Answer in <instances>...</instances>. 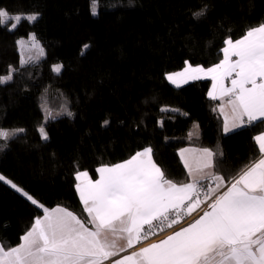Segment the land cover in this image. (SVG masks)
<instances>
[{"label":"trees","instance_id":"trees-1","mask_svg":"<svg viewBox=\"0 0 264 264\" xmlns=\"http://www.w3.org/2000/svg\"><path fill=\"white\" fill-rule=\"evenodd\" d=\"M91 7L92 0H0L11 15L40 13L14 31L9 23L0 26V76L9 65L17 69L0 84V128L25 129L0 149L1 175L38 204L67 207L84 218L76 172L95 178L98 166L142 148H152L155 162L176 183L188 181L177 154L185 145L222 152L216 171L228 177L258 157L253 138L263 122L224 133L219 101L207 96L208 79L174 87L165 76L186 60L203 67L219 62L225 38L237 39L264 22V0H96L95 15ZM28 33L44 55L21 67L15 41ZM55 63L63 65L59 75L51 70ZM42 103L52 112L66 105L73 115L45 122ZM42 123L47 140L37 131ZM42 213L0 181L5 248L15 247Z\"/></svg>","mask_w":264,"mask_h":264},{"label":"snow or ice","instance_id":"snow-or-ice-1","mask_svg":"<svg viewBox=\"0 0 264 264\" xmlns=\"http://www.w3.org/2000/svg\"><path fill=\"white\" fill-rule=\"evenodd\" d=\"M96 11V0H92L91 12L95 15ZM205 12L206 8L194 15L200 17ZM39 15H11L0 8V26L12 22L8 30L14 31L21 22L31 24ZM29 41L40 56L44 54L34 33H28L27 40L17 39L21 67L36 59L32 55L25 59ZM223 43L219 63L204 68L186 60L182 71L168 73L166 79L180 87L189 80L202 79L201 74L210 75L213 85L209 98H228L231 127L230 117L225 114L223 129L228 133L264 122V22L248 28L239 39L229 36ZM83 47L87 49L89 45ZM62 69V64L51 66L57 75ZM16 71L9 65L7 75L0 76V84L11 81ZM226 79L231 80V87L224 86ZM41 108L45 122L60 115H53L43 103ZM61 111L69 117L73 115L66 105ZM24 131L0 128V140L5 141L0 149ZM37 131L42 140L48 139L44 123ZM253 139L261 158L235 177L216 171L218 163L223 162V153L208 148L200 150L191 162L183 155L191 150H181L184 166L192 177L188 183L168 179L153 159L151 147L122 162L102 164L96 169L99 179L89 178L87 171H77L76 190L87 214L84 218L67 207L38 204L8 180L12 188L38 205L43 215L34 218L15 247L0 244V264H104L109 260L110 264H264V132ZM4 180L0 175V181ZM202 205L207 210L200 214ZM188 216L195 218L176 229ZM165 228L175 230L157 242L121 255ZM118 240L125 243L119 245Z\"/></svg>","mask_w":264,"mask_h":264},{"label":"crops","instance_id":"crops-1","mask_svg":"<svg viewBox=\"0 0 264 264\" xmlns=\"http://www.w3.org/2000/svg\"><path fill=\"white\" fill-rule=\"evenodd\" d=\"M241 37V36H240ZM239 37V38H240ZM239 38H237V39H239ZM235 40V39H234ZM224 47V46H223ZM221 59H223V53H222V57H221ZM220 59V60H221ZM217 63H219V62H217ZM217 63H215V64H217ZM214 65V64H213ZM193 66H195V65H193ZM212 66V65H211ZM211 66H209V67H211ZM185 67V65L182 67V69ZM204 68H208V67H204ZM182 69H180V70H178V71H176V72H180V71H182ZM170 73H174V72H170ZM168 74V73H167ZM202 76H203V78L202 79H208L209 81H210V85H209V87H208V90H207V96H208V92H209V90L212 88V85H213V81H212V79H211V76L210 75H204V74H201ZM166 77V76H165ZM167 81H168V79H167ZM189 81H192V80H189ZM188 81V82H189ZM169 82V81H168ZM170 83V82H169ZM178 83H179V81H178ZM224 86L225 87H231V80L230 79H226L224 82ZM172 86H174V87H177L176 85H174V84H172V83H170ZM183 84H185V83H181L180 84V86L181 85H183ZM209 97V96H208ZM227 97H224L223 98V100H221V99H217L219 102H218V110H219V112H220V115H221V117H222V129H224V118H225V114H227V115H229V117H230V119H229V127H231V108H230V106L227 104ZM221 105H223V112L221 111ZM263 125H264V122H263ZM223 132H224V130H223ZM261 132H264V129L261 131ZM261 132H259V133H257L256 135H259ZM225 133V132H224ZM255 135V136H256ZM254 136V137H255ZM256 143V142H255ZM257 146V145H256ZM257 148H258V146H257ZM143 149V148H142ZM142 149H140V150H138V151H141ZM182 149H189V150H191V151H189V152H184L183 153V155H184V157H186V158H188L189 159V161L191 162V160H192V158L193 157H195V156H197V155H199V151L200 150H202V149H205L204 147H198V146H192V145H185V146H182V147H180L178 150H177V154H178V157H179V159H180V162L182 163V165H183V167H184V169H185V171H186V173H187V176H188V181L187 182H185V183H188V182H191V180H192V177H190L189 176V174H188V169L187 168H185V166H184V160L181 158V150ZM258 150H259V148H258ZM136 153V152H135ZM134 153V154H135ZM261 158V153H260V151H259V155H258V157L255 159V160H253L248 166H250L252 163H254L256 160H259ZM128 159V158H127ZM122 162V161H121ZM119 163V162H118ZM101 166V165H100ZM99 167V166H98ZM97 167V168H98ZM247 167V166H246ZM246 167L244 168V169H246ZM96 168V169H97ZM243 169V170H244ZM83 171H85V170H82L81 172H83ZM209 171H211V170H209ZM240 173V172H239ZM238 173V174H239ZM89 174V173H88ZM237 174V175H238ZM236 175V176H237ZM89 178H91V179H93V180H95V179H99V174L96 172V177L95 178H92L91 176H90V174H89ZM75 179H76V174H75ZM82 180L84 179L83 177L81 178ZM78 183V181H77V179H76V183H75V188H76V184ZM213 187H214V184L212 185ZM76 192H77V190H76ZM77 194H78V192H77ZM78 197H79V194H78ZM79 199H80V197H79ZM201 199H203V197H201ZM81 202V201H80ZM83 206V205H82ZM56 207V206H55ZM55 207H52V208H55ZM204 210H207L206 209V205H202L201 206V209H200V214H202L203 213V211ZM42 215H43V213H42ZM41 215V216H42ZM195 218V216H188L187 218H185L182 222H181V224H179V225H177L176 226V229H178L179 227H182V226H185L188 222H190L192 219H194ZM173 230H175V229H171V228H165L164 229V231H162V232H158L156 235H153L152 237H150V238H148L147 240H145V241H143V242H141V243H139L138 245H136V246H134L132 249H129V250H127V252H125V253H121V255H123V254H128L129 252H131V251H136V250H138V248L139 247H145V246H147V244H150V243H154V242H157V241H159V240H161V239H163V238H165L166 236H168V235H170L171 234V232L173 231ZM20 243V242H19ZM18 243V244H19ZM125 243V241H123V240H118V244L119 245H123ZM116 258H118V257H116ZM104 264H110V260L109 261H105L104 262Z\"/></svg>","mask_w":264,"mask_h":264},{"label":"rangeland","instance_id":"rangeland-1","mask_svg":"<svg viewBox=\"0 0 264 264\" xmlns=\"http://www.w3.org/2000/svg\"><path fill=\"white\" fill-rule=\"evenodd\" d=\"M11 23L12 22H9V27H10V25H11ZM27 36L28 35H26V36H22L25 40H27ZM22 37H19V38H22ZM19 38H17V39H19ZM16 39V40H17ZM16 42V41H15ZM39 42V41H38ZM31 44H32V42L31 41H29L28 42V48L30 49V51H25L24 52V56H25V59H27V56L28 55H32V56H34V57H36V59H35V61H33V62H29V63H35V62H37V61H39L42 57H43V55L42 56H40L39 54H38V51H37V49H35V48H31ZM17 46V45H16ZM39 47H41V48H43L42 47V45L39 43ZM17 49H18V47H17ZM18 52H19V61H20V55H21V53H20V51L18 50ZM43 53H44V49H43ZM55 64H58V63H55ZM53 65V64H52ZM51 65V66H52ZM44 111V110H43ZM53 113V115H56L57 113H62V111L60 110V111H58V112H55V111H53L52 112ZM44 116H45V111H44ZM16 128H18V127H13V128H6V129H9V130H11V129H16ZM1 175V174H0ZM9 179H7L6 177H5V180H4V182L5 183H7V181H8ZM8 184V183H7ZM8 185H10V184H8ZM11 186V185H10ZM18 188H20L19 186H17ZM21 189V188H20ZM16 190V189H15ZM23 192H25V191H23ZM23 192H19V193H21L22 195H23Z\"/></svg>","mask_w":264,"mask_h":264},{"label":"built area","instance_id":"built-area-1","mask_svg":"<svg viewBox=\"0 0 264 264\" xmlns=\"http://www.w3.org/2000/svg\"><path fill=\"white\" fill-rule=\"evenodd\" d=\"M202 197V196H201Z\"/></svg>","mask_w":264,"mask_h":264}]
</instances>
